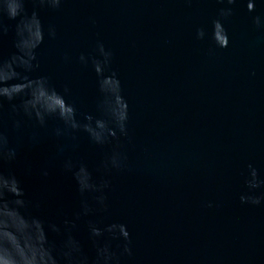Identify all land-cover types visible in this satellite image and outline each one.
<instances>
[{
    "label": "water",
    "instance_id": "water-1",
    "mask_svg": "<svg viewBox=\"0 0 264 264\" xmlns=\"http://www.w3.org/2000/svg\"><path fill=\"white\" fill-rule=\"evenodd\" d=\"M253 169L264 0H0V264H264Z\"/></svg>",
    "mask_w": 264,
    "mask_h": 264
},
{
    "label": "clouds",
    "instance_id": "clouds-1",
    "mask_svg": "<svg viewBox=\"0 0 264 264\" xmlns=\"http://www.w3.org/2000/svg\"><path fill=\"white\" fill-rule=\"evenodd\" d=\"M233 0H229V3H232ZM231 12V9H228L227 11L225 10H222V14L223 15H228L230 14ZM256 23L257 24H260L261 23V19L260 17H257L256 18ZM200 35H203V33L201 32ZM220 47H227L228 44H229V37H228V34H227V31H225V40L223 41V43H217ZM123 129V127H122ZM256 171L255 169H253L252 171V177L253 179L250 180L248 183L252 186V187H257L259 184L261 183H264V181H259L256 179ZM250 199L253 203H260V197H246V196H241V200H248ZM123 237L124 238H128L129 237V232L128 231H124L123 232ZM105 252H107V249H104ZM125 251H130V249L127 247V245H125ZM106 259L110 258L109 256H106L105 257Z\"/></svg>",
    "mask_w": 264,
    "mask_h": 264
}]
</instances>
